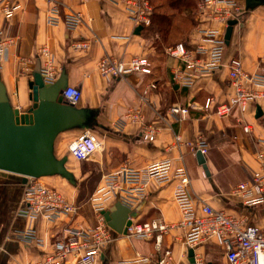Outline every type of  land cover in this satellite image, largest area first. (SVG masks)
<instances>
[{"label": "crops", "instance_id": "obj_1", "mask_svg": "<svg viewBox=\"0 0 264 264\" xmlns=\"http://www.w3.org/2000/svg\"><path fill=\"white\" fill-rule=\"evenodd\" d=\"M148 1L154 8L152 24L139 35L121 0H19L21 9L15 15L7 20L0 18V31L5 40L12 41L5 58L0 60V78L11 106L21 113L32 108L34 74L38 64L44 68L41 50L47 47L55 59L57 82L65 78L67 87L81 90L77 108L90 112L96 126L94 132L101 142L100 150L92 158L80 162L70 154V147L81 130H70L57 138L55 156L59 160L67 158L66 166L75 176L76 185L59 176L41 181L57 189L77 206L78 212L56 222L20 216L25 183L18 175L0 176V264L40 260L53 251L54 242L64 237L67 229L94 228L98 220L91 199L103 177L124 166L143 170L171 160L174 170L187 171L196 204L206 203L234 217L247 218L251 225L263 224L264 208H246L232 196V191L251 181L258 170L256 154L264 150V117L257 119L256 111L260 106L264 112V101L246 114L235 109L224 119L216 114V107L234 96L227 67L233 58H240L251 74L264 68V5L232 0L241 9V15L231 42L226 45L224 67L214 76L198 77L191 87H184L174 80V74L191 72L184 62L170 57L168 49L185 43L191 51L200 47L210 50L214 43L204 40L199 30L211 27L220 32L219 38L225 39L227 28L222 23H208L200 16V0ZM55 3L60 5L62 16L82 15L83 22L75 31H68L64 22L55 27L47 24V12ZM75 43H88L89 48L76 49ZM105 58L127 65L135 59L147 58L151 73L114 80L101 74L99 64ZM196 58L204 60L207 56ZM209 99L213 104L206 110ZM174 106L188 108L189 113L183 118L172 115L170 108ZM146 125L159 128L152 143L141 138ZM247 125L251 127L250 133L244 131ZM201 137L209 146L205 156L209 176L199 165L197 153L188 146ZM92 166L98 169L97 185L84 199L82 183L90 179ZM178 183V180L164 185L151 182L145 197L135 200L131 209L140 211L135 222L163 220L170 226L160 249L154 237L134 239L115 234L114 243L96 264H158L168 251L172 258L169 264H189L188 253L192 248L185 244L186 230L180 227L182 214L174 201ZM28 229L35 230L44 247L20 239V234ZM194 251L197 264H228L224 251L213 242Z\"/></svg>", "mask_w": 264, "mask_h": 264}, {"label": "built area", "instance_id": "obj_2", "mask_svg": "<svg viewBox=\"0 0 264 264\" xmlns=\"http://www.w3.org/2000/svg\"><path fill=\"white\" fill-rule=\"evenodd\" d=\"M85 2L86 0H82ZM125 4L130 20L135 27L148 28L152 24L154 8L148 0H121ZM21 9L19 0H0V18L9 19ZM198 11L208 23H222L228 28L231 20H240L241 9L232 0H200ZM47 24L51 27L64 22L68 31H75L83 22L80 13H70L62 16L60 5L52 4L47 12ZM199 33L204 40L213 42L210 50L200 47L195 51L187 48L185 43H178L168 49L170 57L181 60L186 64V70L191 73L175 72L174 80L184 87H191L198 77H212L224 67L226 42L219 38L220 32L213 28H202ZM4 33L0 31V60L7 54L8 44ZM74 48L87 50L88 43H75ZM206 55L207 58L197 59L196 56ZM45 59L42 75L48 84L57 82L55 59L47 47L41 50ZM230 86L234 96L226 103L216 107L220 118H228L235 109L246 114L250 108L264 101V68L251 74L244 68L240 58H233L227 65ZM103 76H111L121 80L132 74H150V64L147 58H138L130 64H123L108 58L99 64ZM64 102L77 107L82 99V92L77 87H67L63 92ZM213 100L206 102L205 109L209 110ZM170 113L185 117L188 108L174 106ZM141 119V117H138ZM245 133L251 132L249 125L244 127ZM159 132L157 125H146L141 133L144 142H154ZM188 146L195 153L206 156L209 146L204 138H199ZM101 148V142L90 128L81 130L78 138L70 147V154L78 161H87ZM258 170L252 174L251 181L238 185L232 191V196L241 201L246 208H264V150L256 154ZM174 180L179 183L174 192V201L182 214L180 227L186 230L185 244L192 249L213 242L224 251L228 264H264V218L263 224H249L247 218L234 217L223 210H217L206 203L196 204L190 191V179L185 168L174 170L171 160L151 164L146 169L136 170L124 166L118 171L103 177L102 182L91 199V205L97 216L94 228L83 229L71 227L66 230L64 237L57 239L53 251L42 256L40 260L28 264H96L115 241V234L107 224L105 212L116 203L132 209L136 201L142 200L151 182L164 185ZM78 208L70 203L55 188L48 187L41 179L27 178L24 185L23 204L20 216L34 220L43 219L56 222L63 217L76 215ZM170 226L163 220L150 223H138L132 220L127 228L128 238H155L157 248H161L163 235L167 234ZM20 239L27 244L45 246L35 230L28 229L20 234ZM158 264H169L172 260L168 251ZM145 263H148L145 260Z\"/></svg>", "mask_w": 264, "mask_h": 264}, {"label": "water", "instance_id": "obj_3", "mask_svg": "<svg viewBox=\"0 0 264 264\" xmlns=\"http://www.w3.org/2000/svg\"><path fill=\"white\" fill-rule=\"evenodd\" d=\"M253 4L262 5L263 0H249ZM239 25L238 20L228 22L225 34L226 45H229L233 31ZM143 31L138 27L136 35ZM33 106L28 113L11 106L7 91L0 78V176L8 174L27 178L41 179L59 176L76 185L75 176L67 169V158L57 159L55 143L64 132L74 129L90 128L92 120L90 112L70 106L64 102L63 92L67 88L65 78L54 84L45 82L41 64L34 74ZM264 117V112L257 106L256 118ZM197 161L206 176L209 169L206 158L200 152ZM139 210L116 203L105 212L108 226L119 235H126L132 220L137 219ZM189 264H197L194 249L188 253Z\"/></svg>", "mask_w": 264, "mask_h": 264}, {"label": "rangeland", "instance_id": "obj_4", "mask_svg": "<svg viewBox=\"0 0 264 264\" xmlns=\"http://www.w3.org/2000/svg\"><path fill=\"white\" fill-rule=\"evenodd\" d=\"M263 2H264V0H263ZM262 5H264V3L262 4ZM261 6V5H260ZM93 121V120H92ZM91 129L93 130V131H96L95 129H96V126H95V123H94V121L92 122V126H91ZM89 169H90V171L92 172V175H91V177H90V179H88V180H86V181H84L83 183H84V185H83V183H82V194H83V196L85 195V197H84V199H86V195L87 194H89V193H91V191H93L94 189H95V187H96V185H97V174H98V169H97V167L96 166H92V167H89ZM67 182H69L68 180H66ZM75 181H76V179H75ZM78 181L80 182V179L78 178ZM70 183V182H69ZM80 183V184H81ZM71 184V183H70ZM71 185H73V184H71ZM83 188L85 189V191H83ZM89 201V200H88Z\"/></svg>", "mask_w": 264, "mask_h": 264}, {"label": "trees", "instance_id": "obj_5", "mask_svg": "<svg viewBox=\"0 0 264 264\" xmlns=\"http://www.w3.org/2000/svg\"><path fill=\"white\" fill-rule=\"evenodd\" d=\"M146 29V28H145ZM94 191V190H93ZM93 191H91V192H93ZM82 196H83V194L81 195V198H82Z\"/></svg>", "mask_w": 264, "mask_h": 264}]
</instances>
